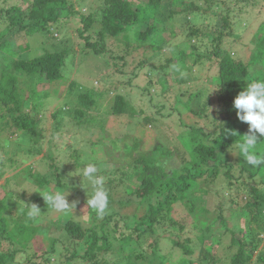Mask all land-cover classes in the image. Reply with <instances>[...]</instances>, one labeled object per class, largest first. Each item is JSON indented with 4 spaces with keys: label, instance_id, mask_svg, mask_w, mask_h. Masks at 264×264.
Listing matches in <instances>:
<instances>
[{
    "label": "trees",
    "instance_id": "16d2710c",
    "mask_svg": "<svg viewBox=\"0 0 264 264\" xmlns=\"http://www.w3.org/2000/svg\"><path fill=\"white\" fill-rule=\"evenodd\" d=\"M24 1L27 3L26 8L17 4L0 8L1 22L8 31L6 34L0 33V120H4L5 126L10 122L14 123L15 127L28 134L36 144L34 146L35 153H41L43 145L40 140L43 141L44 138L38 129L39 122H37L35 114L42 107L35 88L44 81L50 84L68 81L64 74L66 61L76 51L72 50L70 46L55 52L46 50L39 57H23L22 53L13 49L11 37L24 32L30 35L52 30V24L59 28L62 20H65L75 26L77 38L83 40V51L90 49L93 51L94 57L108 55L112 60L124 61L127 55L130 56L138 50L142 51L144 57L145 52L142 49L148 46L157 51L164 49V40H158L160 28H163L156 16L160 6H165L169 14L183 15L185 19H191L192 15L194 17L214 15L215 20L218 21L213 23L214 29L212 30L201 31L196 28L187 35V37L205 38L214 44L212 56L208 57L210 60L213 56L215 57L213 59L217 62L218 70L214 79L216 90L213 97L200 102L197 109L192 106V101L195 97L200 99L201 95L199 94L190 96L185 103L181 98L177 100L178 103L183 104L187 112L191 110L197 116H205L213 125L211 131H207L200 125L189 126L190 131L187 136L190 138L189 141L193 140L190 142L193 146L191 152L187 150L185 152H188L190 160L187 159L184 152L177 149V143L162 150L153 149L151 152L148 151L149 153L145 152L141 156L139 155L136 162L141 166L138 171H136L137 168L134 170V174L136 173L137 179L141 181L140 184L134 190H126L127 193L123 195L124 199H115L112 197L115 194V182L112 180H109L108 183L103 182V187L108 194V207L105 212L97 214L89 208V213L92 216L89 226H84L82 222L71 218L68 220L65 218L62 222L61 220L50 222L49 232L52 236L56 235L57 237H49L53 238V241L41 254L31 251V241L41 228V225H37L36 222L41 217L36 215L34 218H30L28 203L19 201L25 205L23 214L19 218L17 217V220L16 218L12 219L10 217L13 208L8 205L10 198L0 199V264H76L80 261L83 264H144L145 252L140 243L142 237L152 238L150 247L153 249L154 257L160 260V264H167L159 253V243L155 236L157 230L164 226L169 230L173 225L170 231L175 229L183 231L190 220L188 216L179 220L173 217L174 206L182 200V195L175 191H179L183 187L178 181L183 180L182 191L188 190L191 184L196 183L199 187L197 190L207 194V189L204 186L214 184L217 179L228 182L229 187H232V182L236 179L232 173V167L227 168L229 164L233 165L232 162L226 159V163H221V161L218 163L219 150L226 151L229 148L237 147L234 144L236 140L241 141L242 136L248 134L249 125L238 120L233 102L239 92L244 90L248 83L254 81L249 80L251 72L247 64L234 59L230 53L221 55L220 45L225 33L223 30L220 31L217 26L220 24L221 29L226 31V35H232L231 29H234V25L237 23L238 14H234L228 8L225 9L226 12L225 10H214L222 4L217 0H202L200 5L197 2L180 0L174 11H171L163 0H146V4L143 3L144 0H99L95 7L89 8L88 13L82 11V6L86 4L85 0H79L80 8L71 0ZM62 15H66V19H61ZM138 24H141L140 29L133 34L134 37L131 39L129 37L131 30ZM218 30L219 32H217ZM122 38H124V43H120ZM188 48L189 52L195 54L194 52L197 50L195 45L191 43ZM253 51L249 63L259 64L264 70V34H258ZM203 56L206 58V55ZM203 56L196 54L194 60L190 58L192 61L190 60L188 63L193 67L196 63L201 62ZM106 59L108 60V58ZM174 62H176L174 58L167 61L170 66ZM145 65L146 60L143 59L133 67V70L138 72ZM159 67L166 66L160 65ZM134 76H138V74L134 73ZM257 80L264 81V77H257L255 81ZM166 81H163L161 85L164 86ZM76 83L74 82L72 86H79L78 81ZM21 84L22 86L27 85L26 91L31 94L28 100L34 107L33 112L24 110L28 101L25 97L28 95H25ZM150 88L151 86L149 89H144L143 94L150 93ZM75 90H78V87ZM103 92L106 94V91ZM102 95L98 92H86L79 95V100L83 106L90 108L96 105L97 97ZM63 112H65L64 109L61 111L57 109L52 115L56 118ZM75 114L79 125L82 123L81 121L87 120L83 118L84 110L77 109ZM110 114L115 117L126 116L134 124V127L142 130L154 129L156 131L159 129L160 120L157 116L147 114L142 108L137 109L131 103L125 102L124 97L120 95H115L114 104L108 115ZM225 132L229 134L226 135ZM232 132L237 133L239 137L231 135ZM173 139L175 140V137ZM139 145L138 141L133 146H127L128 155H132L134 149ZM68 149L73 150L70 152V158L73 160V163H70L71 166L62 163V161L60 164H53L49 176H55L58 181L57 192L66 196V191H71L74 197L83 195L90 198L96 189L95 183L93 185L90 183L99 178L97 174H106V171H99L101 168L99 166L96 173L86 176L84 174V170L88 166L86 161L80 157L76 148L68 146ZM257 152L260 156H264V140L258 143ZM165 157L167 160H164ZM175 158L182 166L177 165ZM11 159L9 158L8 161L11 162ZM53 159L51 152H48L43 156L42 162L53 161ZM2 163L3 159L0 158L1 166ZM236 164L240 174L237 179L244 177L251 179L257 175L264 177V165L250 167L240 156ZM221 166L226 167L225 171L221 169ZM181 168H184L186 172L183 176H180ZM68 170L73 172L71 179L68 176ZM3 174V170H0V176ZM30 176L38 182L40 187L51 185L49 176L44 175L41 171L31 168ZM18 177L20 174L16 176V179ZM49 194L51 193L49 192ZM46 195L44 196L46 197ZM162 197H164L163 200ZM246 197L247 202L241 211L242 215L249 218V228L243 229L223 224L225 232L230 235L231 247L229 249L234 250L230 257V264H264V195L253 188ZM34 202L45 201L42 196H38ZM195 208L194 204L191 211H194ZM129 209L133 210L130 217V220L131 218L134 220L133 224L126 222L125 218L130 215L124 216L121 213V210H126L127 213ZM42 210L45 212V209ZM220 220L222 218L218 219V221ZM166 224H168L167 227ZM213 225L208 227V231L212 229ZM165 234H168L169 242L182 251V257L178 264H214L217 261V258L212 256V244H205V235L198 237L199 242L202 243L201 253L198 260L194 262L184 256L193 253L189 240L180 243L169 231ZM222 234H224L223 231L222 233L218 231L213 235V244H218L219 236Z\"/></svg>",
    "mask_w": 264,
    "mask_h": 264
},
{
    "label": "rangeland",
    "instance_id": "374dc122",
    "mask_svg": "<svg viewBox=\"0 0 264 264\" xmlns=\"http://www.w3.org/2000/svg\"><path fill=\"white\" fill-rule=\"evenodd\" d=\"M163 1L171 11H174L180 0ZM184 1L202 4V0ZM217 1L222 4L214 10L221 11L228 8L234 14H238L237 23L234 25V29H231L232 35H226V31L221 29L220 24L217 26L220 31L223 30L225 33L220 45L221 55L230 53L234 59L247 64L251 72L250 81H255L257 77H264V70L259 64L249 63L258 34H264V0ZM71 2L77 7H81L78 4L79 0H71ZM85 2L82 11L88 13L89 8L95 7L99 0H85ZM143 3L146 4V0ZM180 3L179 5H181ZM13 4L22 5L23 8L27 7L24 0H0V8L10 7ZM156 16L159 19V24L163 27L160 28L158 40H164V49L157 51L148 46L142 49L145 52L144 57L142 51L138 50L132 55L126 56L125 64L119 59L112 60L108 55L94 57L93 51L90 49L83 51V40L77 38L75 26L65 20H62L59 28L52 24V30L30 35L24 32L10 38L13 49L22 53L23 57H39L46 50L55 52L70 46L72 50L76 51L66 61L64 74L68 81L65 83L59 81L53 84L44 81L35 88L39 96L38 101L42 103L39 112H35L37 122H39L38 129L44 137L43 141L40 140L43 145L42 154L35 153L34 146L36 144L28 134L15 127L14 123L10 122L11 125L5 126L4 120H0V158L3 159L0 170L4 172L0 176V199L10 198L8 205L13 208L10 217L12 219L16 218L17 220L22 216L25 205L21 202L25 201L28 206L36 205L40 209L41 212L37 215L41 219L36 224L41 225V228L31 241L32 252L41 254L53 241V238L49 237H57L56 235L52 236L49 232L48 226L52 221L61 220L62 222L65 218L66 220L71 218L82 222L84 226L91 225L92 216L89 213V208L86 207V196L74 197L71 191H66L69 205L75 204V208L64 211L57 210L46 202H34L38 196H41L40 194L46 195L49 192L55 194L57 192L58 181L55 176H49L51 165L60 164L62 161V163L71 166L70 163H73V160L70 158V152L73 150L68 149V146L76 148L75 150L80 153V157L86 161L87 165H95L96 168L100 166L99 171H106V174L100 173L97 176L106 183L109 180L114 181L116 189L114 188L115 194L113 193L112 197L122 199L123 195L127 193L126 190H134L141 182L137 179L136 173L134 174V170L137 168L136 171H138L141 166L136 162L139 155L141 156L145 152L149 153L153 149L162 150L177 143V149L184 152L187 159L190 160L187 153L192 150L193 144L190 142L193 140L189 141L190 138L187 136L190 131L189 126L200 125L207 131L213 129L209 119L205 116H197L191 110L187 112L183 104L178 103L177 100L181 98L185 103L190 96L199 94L201 95L200 99L195 97L192 101V106L197 109L200 102L213 97L215 93L214 79L218 73L217 62L213 59L214 56L211 58L212 60L208 57L212 56L211 53L215 46L205 38L187 37L196 28L201 31L214 29L213 23L217 21L215 16L194 17L192 15L191 19H185L183 15L169 14L165 6L159 7ZM60 18L66 19V15H62ZM140 25L138 24L131 30L129 36L131 39L134 37L133 34L140 29ZM7 32L6 26L0 19V33L6 34ZM123 39H120V43L125 42ZM191 43L197 48L195 54L188 51ZM196 54L206 55V58L203 56L201 62L192 67L188 61L194 60ZM171 58H174L176 62L170 66L167 61ZM143 59L146 60L145 67L138 72L134 71L133 67ZM160 65L166 67H159ZM134 73H137L138 76H134ZM76 81L79 86H72ZM163 81H166L164 86L161 85ZM20 86L24 88L25 95H28L25 98L28 100L31 94L26 91L27 85L22 86L21 84ZM150 86V93L143 94L144 89H149ZM76 87L78 90H75ZM103 91H106V94ZM86 92H98L103 95L97 97L96 105L89 108L83 106L79 100V95ZM115 95L123 96L125 102L131 103L137 109L142 108L147 114L157 116L160 120L159 129L156 131L154 129L142 130L134 127V124L126 116L108 115L114 104ZM32 109L34 110V107L28 100L24 110L33 112ZM57 109L60 111L64 109L65 112L58 114L55 118L52 113ZM77 109L84 110L83 118L87 119L81 121L80 125L75 114ZM176 110L180 112L178 113ZM183 112L185 114L181 115L180 113ZM138 141L139 147L134 149L132 155H128L127 146H133ZM185 150L188 152L186 153ZM48 152H51L54 157L53 161L42 162L43 156ZM9 158H12L11 162L8 161ZM226 159L233 163V165L227 166L229 169L232 167V173L236 178L232 182V187H229L228 182H224L223 179H217L214 184L204 186L208 192L205 194L203 191L197 190L199 187L196 183L191 184L188 190L182 191L183 180L178 181L183 187L179 191H175L182 195V200L174 206L173 217L179 220L188 216L190 220L183 231H176L175 228L170 231L173 225L169 230L165 226L157 230L155 236L159 243V253L167 264H178L182 257L181 249L169 242L168 234H165L167 231L180 243L190 241L189 245L193 253L184 256L194 262L198 260L201 253L202 243L199 242L198 237L205 235V244H212V256L217 258L214 264H230V257L234 250L229 249L231 247L230 235L225 232L223 224L243 229L249 228V218L242 215L241 209L247 202V193L253 188L264 195V177L257 175L251 179L245 177L237 179L240 175L236 164L239 161L237 147L229 148L226 151L219 150L218 163L219 161L226 163ZM164 160L167 158L165 157ZM175 160L177 165L182 166L176 158ZM2 167L4 168L2 169ZM31 168L48 175L51 185L40 187L38 182L30 178ZM65 169L67 168L65 167ZM221 169L225 171L226 167L221 166ZM18 174L20 177L16 179ZM68 174L71 179L73 172L68 170ZM185 174L184 168H181L180 176ZM93 184L94 181L90 183V185ZM195 189L196 191H194ZM161 199L163 200L164 197ZM194 204L196 208L191 211ZM42 209H45V212ZM121 213L124 216L130 215L125 219L127 223L133 224L134 220L132 218L130 220L132 209H129L127 213L126 210H121ZM220 218L222 220L218 221ZM212 225V229L208 231V227ZM167 226L168 224H166ZM218 231L221 233L223 231L224 234L219 236L218 244H213V235ZM151 242L152 238L148 237H142L140 240L145 252L143 263L160 264V260L155 258L152 253ZM76 264L83 263L80 261Z\"/></svg>",
    "mask_w": 264,
    "mask_h": 264
},
{
    "label": "clouds",
    "instance_id": "9594fccd",
    "mask_svg": "<svg viewBox=\"0 0 264 264\" xmlns=\"http://www.w3.org/2000/svg\"><path fill=\"white\" fill-rule=\"evenodd\" d=\"M233 107L236 110V116L242 123L249 125L248 134L242 136V140L234 143L239 149V156L243 158L246 165L250 167H258L264 165V156H260L257 152V145L264 140V81L257 80L248 83L247 86L239 92L233 102ZM228 135V132H225ZM231 135L238 136L232 132ZM259 134V135H257ZM239 137V136H238ZM233 144V145H234ZM232 145V146H233ZM231 146V147H232ZM95 165H88L84 170L86 176H91L96 173ZM96 189L94 194L87 197L86 207L91 208L97 214H103L108 207V194L103 187V180L97 178L94 181ZM46 204L51 205L57 210L64 211L69 208H75V204L69 205L64 194L57 192L55 194H47L45 197L40 194ZM29 207V217L34 218L41 211L36 205Z\"/></svg>",
    "mask_w": 264,
    "mask_h": 264
}]
</instances>
